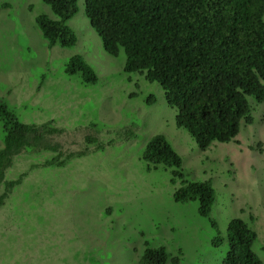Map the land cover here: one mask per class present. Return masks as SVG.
Masks as SVG:
<instances>
[{"label":"rangeland","instance_id":"rangeland-1","mask_svg":"<svg viewBox=\"0 0 264 264\" xmlns=\"http://www.w3.org/2000/svg\"><path fill=\"white\" fill-rule=\"evenodd\" d=\"M40 14L55 18L40 0H0V101L46 133L6 172L19 184L0 208V264H141L147 248L160 246L179 264H222L236 218L257 233L254 251L264 262V103L251 98L254 123L203 151L176 126L161 86L126 73L123 50L105 52L85 0L69 22L73 48L48 47ZM74 56L95 69L96 84L65 74ZM155 135L181 155L185 179L212 181L218 230L199 215L198 202L174 201L181 183L172 184L173 168L143 159ZM3 137L0 122V148ZM218 235L225 242L215 247Z\"/></svg>","mask_w":264,"mask_h":264},{"label":"trees","instance_id":"trees-1","mask_svg":"<svg viewBox=\"0 0 264 264\" xmlns=\"http://www.w3.org/2000/svg\"><path fill=\"white\" fill-rule=\"evenodd\" d=\"M55 18L36 17L49 48H73L78 37L69 22L79 12V0H40ZM30 11L34 10L31 6ZM85 14L100 37L103 49L126 55L124 71L139 73L157 83L167 105L177 110L176 126L184 129L205 151L214 142L230 143L242 123L252 125L250 99L264 103V0H85ZM65 74H81L86 85L99 81L95 69L82 56L70 58ZM151 95L148 104H155ZM4 137L0 148V208L19 181H8L13 159L36 147L45 131L24 123L15 109L0 101ZM89 141H94L89 139ZM52 150H56L53 148ZM143 159L150 165L173 168L172 184L181 183L173 199L198 202V213L209 219L217 192L212 181H190L182 172L183 158L164 135L146 144ZM219 234V233H218ZM258 235L242 219L227 229L229 251L222 264H264L254 251ZM225 239L218 235L213 246ZM179 264L163 246L147 248L141 264Z\"/></svg>","mask_w":264,"mask_h":264}]
</instances>
